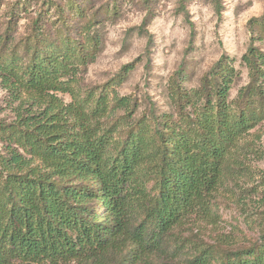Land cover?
Segmentation results:
<instances>
[{
    "label": "trees",
    "instance_id": "16d2710c",
    "mask_svg": "<svg viewBox=\"0 0 264 264\" xmlns=\"http://www.w3.org/2000/svg\"><path fill=\"white\" fill-rule=\"evenodd\" d=\"M110 1L17 0L2 10L0 0V89L15 115L0 118V264H264L255 166L264 159V52L252 44L243 56L249 83L235 99L239 77L222 58L199 88L186 89L181 71L171 79L172 112L150 103L137 116L139 101L117 89L138 61L102 87L84 82L103 29L120 16ZM144 4L134 29L149 55L155 13ZM27 16L31 30L18 40ZM256 24L262 40L264 17ZM117 112L132 124L104 153L94 135Z\"/></svg>",
    "mask_w": 264,
    "mask_h": 264
},
{
    "label": "rangeland",
    "instance_id": "374dc122",
    "mask_svg": "<svg viewBox=\"0 0 264 264\" xmlns=\"http://www.w3.org/2000/svg\"><path fill=\"white\" fill-rule=\"evenodd\" d=\"M4 1L2 10L17 0ZM83 1H91L96 9L112 3L110 0ZM119 1L120 16L107 22L103 29L102 50L95 63L88 67L84 82L88 88L102 87L116 79L125 65L138 61L123 76L117 89L121 97L131 96L139 101L137 116L149 109L150 103L156 105L159 114L172 112L167 92L171 79L181 71V83L186 89L199 88L205 75L222 58L239 77L233 79L231 99H235L239 89L249 83L243 56L252 44L264 52V39H258L260 29L256 24L257 19L264 17V0H219L221 16L217 13L215 0H151L155 16L148 29L154 36V46L149 55L148 38L134 29L142 25L149 12L144 0ZM31 19L32 16H27L20 21L18 40L31 30ZM6 97L7 92L0 89V118L11 123L15 115L7 108ZM65 100L70 101L68 96ZM122 113L117 112L106 120L94 135L104 153L114 154L131 127V122L119 120ZM262 144L264 147V137ZM5 153V144L0 141V155ZM255 166L264 174V159ZM221 212L229 217L228 221L236 223L230 219L234 212Z\"/></svg>",
    "mask_w": 264,
    "mask_h": 264
}]
</instances>
